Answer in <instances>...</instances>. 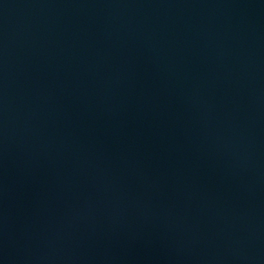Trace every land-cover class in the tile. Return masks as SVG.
<instances>
[{
    "label": "water",
    "instance_id": "1",
    "mask_svg": "<svg viewBox=\"0 0 264 264\" xmlns=\"http://www.w3.org/2000/svg\"><path fill=\"white\" fill-rule=\"evenodd\" d=\"M0 264H264V0H0Z\"/></svg>",
    "mask_w": 264,
    "mask_h": 264
}]
</instances>
